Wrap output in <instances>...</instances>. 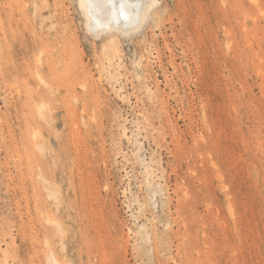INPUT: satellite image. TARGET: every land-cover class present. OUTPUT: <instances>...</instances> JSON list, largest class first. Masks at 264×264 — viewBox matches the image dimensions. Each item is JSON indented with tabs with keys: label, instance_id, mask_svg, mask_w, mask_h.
I'll use <instances>...</instances> for the list:
<instances>
[{
	"label": "rangeland",
	"instance_id": "rangeland-1",
	"mask_svg": "<svg viewBox=\"0 0 264 264\" xmlns=\"http://www.w3.org/2000/svg\"><path fill=\"white\" fill-rule=\"evenodd\" d=\"M150 1L0 0V264H264V0Z\"/></svg>",
	"mask_w": 264,
	"mask_h": 264
},
{
	"label": "bare ground",
	"instance_id": "bare-ground-1",
	"mask_svg": "<svg viewBox=\"0 0 264 264\" xmlns=\"http://www.w3.org/2000/svg\"><path fill=\"white\" fill-rule=\"evenodd\" d=\"M80 4L89 28L96 34H102L113 29L125 33L140 29L145 24L153 3L150 0H80ZM121 4L124 5L123 11L120 10ZM54 258L56 259L55 256ZM53 261L56 262L57 259Z\"/></svg>",
	"mask_w": 264,
	"mask_h": 264
},
{
	"label": "snow or ice",
	"instance_id": "snow-or-ice-1",
	"mask_svg": "<svg viewBox=\"0 0 264 264\" xmlns=\"http://www.w3.org/2000/svg\"><path fill=\"white\" fill-rule=\"evenodd\" d=\"M90 6H91V5H90ZM123 8H124V5L121 4V6H120V10L123 11Z\"/></svg>",
	"mask_w": 264,
	"mask_h": 264
}]
</instances>
